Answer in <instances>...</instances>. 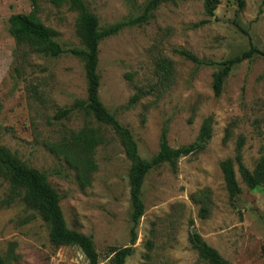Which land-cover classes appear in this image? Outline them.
I'll return each mask as SVG.
<instances>
[{
	"label": "rangeland",
	"instance_id": "obj_1",
	"mask_svg": "<svg viewBox=\"0 0 264 264\" xmlns=\"http://www.w3.org/2000/svg\"><path fill=\"white\" fill-rule=\"evenodd\" d=\"M100 26L141 14L148 0H85ZM35 10L66 52L44 55L9 32V17ZM78 11L63 1L0 0V150L46 174L60 197L70 229L91 235L108 264L110 247L130 244L132 161L119 135L84 111L55 119L60 108L87 99L84 59L69 52L83 48L77 31ZM204 21L198 26L194 23ZM250 48L258 51L235 65L215 95L214 73L221 63ZM193 53L200 64L177 50ZM264 0H218L214 14L205 0L161 3L148 22L123 28L99 45V97L127 126L141 158L159 150L168 125L173 148L193 142L203 119L213 117L205 148L180 157L177 170L153 168L142 185L145 209L136 228L134 252L125 264H211L189 242L194 228L231 264H264V185L249 187L235 165L241 188L232 202L220 162L233 157L240 135L243 162L253 170L264 155ZM173 64V83L163 88L155 61ZM139 99L132 101L135 94ZM86 123L100 127L104 142L96 146V168L86 185L57 148ZM209 201L202 199L203 191ZM208 212L202 215V207ZM50 226L15 193L0 165V253L8 264H90L77 245L57 246Z\"/></svg>",
	"mask_w": 264,
	"mask_h": 264
},
{
	"label": "trees",
	"instance_id": "obj_2",
	"mask_svg": "<svg viewBox=\"0 0 264 264\" xmlns=\"http://www.w3.org/2000/svg\"><path fill=\"white\" fill-rule=\"evenodd\" d=\"M53 1L57 4L66 1L73 9L78 11L77 31L84 47L71 48L69 52L84 59L87 79V99L76 100L71 106L60 108L54 118L61 119L68 117L73 112L84 111L101 124L110 126L119 135L121 144L132 161L129 176L132 205L130 244L122 247H110L108 251V264H125L128 256L134 252V243L137 239L136 228L145 209L142 199V185L146 175L151 169L162 164H168L170 169L175 172L180 157L203 150L212 136L213 117L210 115L203 119L198 135L193 142L176 148L169 145L167 137L168 125L165 124L160 134L158 152L150 160L141 158L138 153L137 143L130 129L122 125L100 100L99 45L104 38L117 34L127 26L148 22L153 10L161 3L166 1L176 2L177 0H148L141 14L107 26L99 25L97 16L88 9L85 0ZM238 1L240 5L243 4V0ZM217 4L218 0H205L206 12L211 15L214 14ZM203 22L194 23L193 26H198ZM9 32L18 44L27 43L44 55L57 57L66 52L62 45L56 41L54 31L39 19L35 10L29 13L12 14L9 17ZM257 51L255 48H250L248 51L221 63L220 69L214 73L213 89L215 95H219L222 92L224 80L233 65L250 58ZM177 52L186 59L192 60L197 64L201 63L188 50L178 49ZM155 73L158 77V83L164 89L172 85L174 81L173 64L170 59L158 57L155 61ZM139 97L140 94H135L132 101H136ZM104 140L100 127H94L90 123H86L80 130L73 132L57 147L66 161L77 170L82 185L87 184L92 171L96 168L93 153L96 146L103 143ZM244 145L245 138L240 135L236 141L233 157H227L220 162L225 187L232 202L241 191L236 177L235 165H237L243 181L249 187L254 188L264 185V155L259 157L254 169L250 170L243 162L242 149ZM0 165L8 171L15 193L22 192V199L25 204L38 211L44 221L49 224L51 241L57 246L77 245L81 248L90 264H99L100 255L96 250L93 237L70 229L67 226L60 206L59 194L48 182L46 174L18 161L2 150H0ZM202 194V199L205 202L209 201V191L205 189ZM201 211L203 216L207 215L208 209L206 205L202 207ZM188 237L190 244L211 264H231L221 256L217 249L209 245L194 228H191ZM12 256L11 252L6 255L0 253V264H8Z\"/></svg>",
	"mask_w": 264,
	"mask_h": 264
}]
</instances>
